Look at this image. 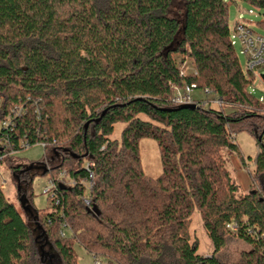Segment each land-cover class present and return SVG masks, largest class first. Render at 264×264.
<instances>
[{"label":"trees","instance_id":"obj_1","mask_svg":"<svg viewBox=\"0 0 264 264\" xmlns=\"http://www.w3.org/2000/svg\"><path fill=\"white\" fill-rule=\"evenodd\" d=\"M172 2L0 0V120L19 107L11 139L44 143L39 160L6 161L18 206L0 190V264H77L75 242L99 263L229 264L228 238L249 247L240 264H264V101L228 24L230 4L264 0H183L179 15ZM186 59L195 73L180 75ZM184 83L220 104H173ZM240 130L258 146L247 192L226 168ZM143 137L158 144L154 178L140 166ZM35 175L55 184L46 213L32 203ZM194 210L209 256L190 242Z\"/></svg>","mask_w":264,"mask_h":264},{"label":"rangeland","instance_id":"obj_2","mask_svg":"<svg viewBox=\"0 0 264 264\" xmlns=\"http://www.w3.org/2000/svg\"><path fill=\"white\" fill-rule=\"evenodd\" d=\"M182 2L183 0H173L171 11L179 15L182 11ZM235 20L248 23L256 33L264 34V27L259 23L264 21V9H258L246 4H242L241 9L237 10L232 4H230L228 13L229 26H232ZM234 50L239 64L243 69H245L246 58L241 50L240 43L236 39ZM181 67L185 73H190L193 69L192 65L187 59L185 60L184 64L180 66V68ZM263 72L264 69L258 71L259 74ZM249 90L255 97L262 98L264 101V83L260 82L258 79H255L253 84L249 87ZM192 95L198 98L205 97L200 89H194ZM226 109L228 110V108ZM123 127V123H116L114 125V131L110 135V139H118ZM235 142L237 144L239 154L232 151H225L227 158L226 168L238 185L239 191L247 192L251 184L249 171L253 169L254 156L258 151V146L256 144L255 138L246 130H240L235 133ZM138 152L142 171L147 176L153 178L157 177L161 173L162 169L157 142L154 139L147 137L139 139ZM43 155V147L38 143L18 150L15 154V157L17 160L26 162L30 160H39L43 157ZM241 156L243 159H241ZM6 177L8 180V185L3 190L4 196L9 202H12L18 206L15 185L13 183L12 177L9 174V171L6 174ZM47 185V177L44 175H35L32 178L30 191L32 203L41 213H46L50 210L49 193L43 192V188ZM188 232L190 236V242H197V253L203 256H209L213 251V246L202 227L201 218L197 210H194L191 215ZM62 235L63 233L60 232V236ZM73 249L76 254L77 264H96L93 256L88 253L78 242L73 243ZM248 249L249 247L243 242L235 238H228L226 245L220 251V257L229 264H240L242 254ZM35 264H40V262L37 261ZM99 264L107 263L101 259V263Z\"/></svg>","mask_w":264,"mask_h":264},{"label":"built area","instance_id":"obj_3","mask_svg":"<svg viewBox=\"0 0 264 264\" xmlns=\"http://www.w3.org/2000/svg\"><path fill=\"white\" fill-rule=\"evenodd\" d=\"M235 39L238 40L241 50L245 55V70L253 75V79H258L264 83L259 70L264 69V34L256 33L250 24L237 20L232 27L231 43L235 44ZM192 72L195 73L194 69ZM185 71L180 68V75H185ZM194 85L184 83L181 87H174V95L172 103L175 105L195 104L196 106H205L207 104L218 105L221 100L213 95V93L205 88L202 90L204 98L194 97L192 92ZM263 101L262 98H259ZM20 108L13 107L0 120V190H4L8 185L6 174L9 169L6 166V161L10 158H16L15 154L18 150L28 147L26 139H16L13 141L8 131L13 130L15 117L19 114ZM38 144V143H37ZM42 147L44 143H39ZM89 166H93L89 163ZM48 185L43 188L44 193H49V202L56 200L55 184L51 179H47ZM91 183V181H90ZM57 202V200L55 201ZM87 202V201H86ZM99 264L97 260H94Z\"/></svg>","mask_w":264,"mask_h":264},{"label":"water","instance_id":"obj_4","mask_svg":"<svg viewBox=\"0 0 264 264\" xmlns=\"http://www.w3.org/2000/svg\"><path fill=\"white\" fill-rule=\"evenodd\" d=\"M261 78H262V80H263V82H264V72L261 74ZM181 107H189V108H195L196 107V105L195 104H182V105H180ZM22 204V203H21Z\"/></svg>","mask_w":264,"mask_h":264}]
</instances>
